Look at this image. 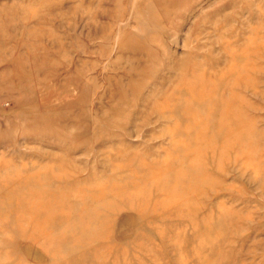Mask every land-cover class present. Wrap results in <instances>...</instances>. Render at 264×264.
<instances>
[{
    "label": "rangeland",
    "instance_id": "1",
    "mask_svg": "<svg viewBox=\"0 0 264 264\" xmlns=\"http://www.w3.org/2000/svg\"><path fill=\"white\" fill-rule=\"evenodd\" d=\"M0 264H264V0H0Z\"/></svg>",
    "mask_w": 264,
    "mask_h": 264
},
{
    "label": "bare ground",
    "instance_id": "2",
    "mask_svg": "<svg viewBox=\"0 0 264 264\" xmlns=\"http://www.w3.org/2000/svg\"><path fill=\"white\" fill-rule=\"evenodd\" d=\"M202 137H203V136H202ZM198 138H199V136H198ZM203 138H204V137H203ZM201 139H202V138H201ZM197 140H198V139H197ZM193 141H194V140H193ZM198 141H199V140H198ZM188 142H189V141H188ZM195 142H196V141H195ZM200 142H201V141H200ZM202 142H204V141H202ZM202 142H201V143H202ZM193 143H194V142H193ZM207 143H208V142H207ZM196 144H197V143H196ZM196 144H195V145H196ZM198 144H199V143H198ZM192 145H193V144H192ZM205 145H206V144H205ZM203 146H204V144H203ZM211 146H212V145H211ZM192 147H194V146H192ZM197 148H200V147L198 146ZM195 149H196V147H195ZM209 150H210V149H209ZM191 153H192V152H191ZM204 153H205V152H204ZM204 153H203V154H204ZM196 154H197V153H196ZM196 154H195V155H196ZM192 155H193V154H192ZM186 156H187V155H186ZM191 157H192V156H191ZM188 158H189V157H188ZM199 159H200V158H199ZM130 198H131V197H130ZM140 205H141V204H140ZM97 238H98V237H97Z\"/></svg>",
    "mask_w": 264,
    "mask_h": 264
}]
</instances>
